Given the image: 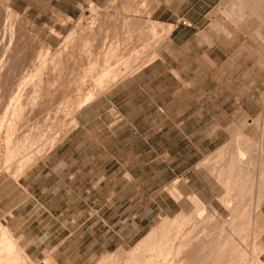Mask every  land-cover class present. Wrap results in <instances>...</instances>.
Instances as JSON below:
<instances>
[{"label": "rangeland", "instance_id": "1", "mask_svg": "<svg viewBox=\"0 0 264 264\" xmlns=\"http://www.w3.org/2000/svg\"><path fill=\"white\" fill-rule=\"evenodd\" d=\"M149 2V0H0V37L3 38H0V70L8 72L9 61H16L19 57V61L15 62V65L18 64L17 68L11 70L13 71L11 73L19 74L21 71L28 73L32 69L30 66L32 61L35 60V51L46 49L49 56L59 55L55 60L61 63L59 64L61 67L58 68V65L57 70L51 72L55 77L52 75L50 77L49 69H46V72L44 70L43 84L40 86L42 96H38L36 103L32 104L35 108L32 113L21 119L23 121H17L21 124L16 123L18 128L27 122L25 126L28 130L32 129V133L38 129L36 132L39 134L40 143L37 140L38 143L34 144L39 145L32 149L41 148L42 145L40 150H43V153L26 165L20 174L17 172L16 159L8 168H3L0 162V224L6 228L12 246L18 250L20 262L24 261L20 264H98L100 258H105L106 261L117 250H120L118 253L120 255L127 253L164 217L173 218L178 212L190 214L194 208L188 198L191 194L196 195L205 205L211 204L215 209L214 223H210L211 227L210 224L208 226L211 229L214 227L216 232L226 222L224 219L230 216H236L238 222L244 220L235 214L232 216L221 205L219 198L223 189L214 175L208 172L207 166L203 165L209 158L204 156L210 155L215 145L224 143L225 134L221 133L218 139L211 140L214 134L207 131L210 132L213 127L206 126L203 135L193 132L183 136L179 132L181 128L184 132H190L195 131V127L177 128L160 119L155 120V125L129 126L122 120L113 101L108 98L107 92L117 81L133 75L152 60L161 58L156 63L157 70L164 73L156 85V89L160 91L171 88L172 91L175 90L176 84L168 72L173 69L186 81L196 82L194 92L200 89L199 84L203 77L207 92L213 91L216 81H220L222 93L231 91L237 98L235 104L227 103L226 107L231 105L238 108L241 103L248 106L257 105L260 98L264 101V94L260 97L258 94V90L263 89V86L258 84L261 81L259 74L254 75L257 84H253L250 91L249 84H245L249 78L244 77L243 70L234 73L225 68L222 72L215 69L218 55L223 59L228 46H218V38H223V34H218V27L213 21L217 19L227 24L226 12L204 15L196 21L197 24L180 36L175 45H172L168 39L170 34L167 33L168 23L179 20L180 15L167 13L159 19L156 15L152 17ZM179 22L185 24L182 19ZM92 23L100 27L99 30H94L95 35L90 40L92 43L89 42V46L85 48L82 43V46L80 45V40L83 37L82 33L86 34L87 25ZM151 24L156 34L150 29ZM8 26L12 27V35L7 34ZM67 34L70 38L65 41ZM102 34L106 37L105 35L102 37ZM127 36L132 40L125 45L129 46L126 50L135 49L137 52L131 57V64L128 66L131 69L128 70L123 64H118L122 76L110 86H105L101 92L95 89L92 100L82 106L81 111L79 109L72 115L69 112L70 105H73V99L76 97L77 100L78 95L73 84H79L78 86L82 84L77 91L81 96L82 92L93 88L91 86H94L95 77L92 75L100 69L102 56H98L100 52L98 50L104 45L102 41L105 42V38L110 40L116 37L125 41ZM80 47H84L85 50ZM150 52L153 55H149ZM94 60L98 62L97 67L94 65L95 69L87 76L88 65ZM46 61L48 67L49 59ZM24 69L26 71H23ZM83 71H87L85 77ZM1 76L0 103L8 94V78H4L3 73ZM2 79L5 81L4 84ZM77 79H82L78 81L82 83H78ZM47 80L54 86L50 84L49 86ZM250 94L252 96H249ZM247 97L249 99L252 97V100H246ZM41 99L42 101L44 99L43 104L37 102ZM65 110H69L67 116ZM240 112L237 109L236 116L239 117ZM252 112L255 113V110ZM43 113L46 114L45 118ZM57 120L60 122L57 123ZM226 120L229 119L225 118L222 121ZM2 127L4 131L5 126ZM221 128L222 131L224 127ZM259 128L257 124L251 129L258 135ZM16 132L18 133V129L12 137L17 135ZM2 135L4 134H0V144L3 142ZM44 143L51 147L47 144V147H44ZM211 166L208 165L209 170L213 168ZM245 207L246 211L242 217L256 219L253 206ZM254 222L262 224L261 220L256 219ZM248 232L251 233L250 230H246V236L242 240L243 249L249 250V257L256 261L253 264H264L260 239L248 237ZM0 251L3 253L4 249L1 248Z\"/></svg>", "mask_w": 264, "mask_h": 264}, {"label": "crops", "instance_id": "2", "mask_svg": "<svg viewBox=\"0 0 264 264\" xmlns=\"http://www.w3.org/2000/svg\"><path fill=\"white\" fill-rule=\"evenodd\" d=\"M149 1H151L149 3L151 4L150 13H152V17L156 15V18L159 19L162 15L169 13L175 16L180 15L179 20L185 21V24L180 23L179 20H172L171 23H168L167 33H170L168 39L172 45H175L180 36L197 24L196 21H199L204 15L226 12L227 24L221 23L217 19L213 21V24L218 27V34H223V38H218V46H228L223 59L218 55L215 69L222 72V69L225 68L234 73L243 70L244 77L249 78L245 84H249L248 90L250 91H252L253 84H257L254 75L259 74L261 81L258 84L263 86V89L258 90L259 97L264 94V0H175L176 2L156 0L157 3L154 0ZM240 4L243 6L242 9ZM159 60L161 58H156L137 70L133 75L117 81L107 92L108 98L113 101L122 120L129 126L155 125V120L160 119L167 122L168 125L177 126V128L182 126L195 127V131L190 132H184L181 128L179 132L183 136H188L193 132L203 135L206 126L213 127L210 132L207 131L214 134V136L211 134V140L218 139L221 133L225 134L224 143L215 145L213 152L208 156H204L209 158L203 165L207 166L205 167L209 173L211 172L210 174H213V170L218 172L222 160L226 158L225 163H223L229 165L233 163L231 166L239 172L244 171L245 168V174L241 172V175L244 174L245 178L240 177L239 187H233L232 193L235 195L237 192L241 193L238 196L240 199L242 198L241 206H251L252 204L253 207L258 206V211L260 209V215H258L263 228L259 239L264 254V178L262 179L264 176V101H261L260 98L257 105L248 106L241 103L238 108L231 107V105L226 107L227 103L232 102L235 104L237 98L231 91L224 92L226 94L222 93L220 81L214 82L213 91L207 92L205 91V78L203 77L199 84L200 89L194 92L196 82L193 80L186 81L173 69L168 70V72L171 74L170 78L176 84L175 90L172 91L171 88V90L165 91L162 89L160 91L156 89V85L164 73L157 70L158 65L156 63ZM224 63H228V65L226 66ZM249 96H252V94ZM248 99L249 97L246 98V100ZM249 100H252V97ZM227 109L229 112H227ZM237 109L241 111L239 117L236 116ZM252 110H255V113ZM223 118L229 120L222 121ZM257 124L260 127L258 135L254 134L251 129ZM222 126L224 129L221 131ZM238 148L245 154V159L242 162L241 160L238 161L239 154L236 153L239 152L237 151ZM249 159L250 162H246ZM230 161L233 162L230 164ZM208 165H212L213 168L209 170L210 166L208 167ZM258 169H260L262 180L257 177L259 175L254 178V174L256 175L259 171ZM247 175L249 178H247ZM241 179L243 180L241 181ZM250 192L251 194H249ZM224 195L225 190L223 189L220 198Z\"/></svg>", "mask_w": 264, "mask_h": 264}, {"label": "bare ground", "instance_id": "3", "mask_svg": "<svg viewBox=\"0 0 264 264\" xmlns=\"http://www.w3.org/2000/svg\"><path fill=\"white\" fill-rule=\"evenodd\" d=\"M255 2H257V1H255ZM120 5H121V3H120ZM122 5H123V3H122ZM242 7L243 6L241 5V9H242ZM127 12H128V10H127ZM239 12H241V11H239ZM97 23H98V21H97ZM4 24H3V26H4ZM99 27L96 26V25H94L93 23L90 24V25H87L86 31L84 29V31H85L86 34L82 33L83 34L82 35L83 37L80 40L81 41L80 42V45L82 43L85 48L88 47L89 46V42H91L90 40H92V37H94L93 35H95L94 34V30H97V29L99 30ZM6 29L9 31V32H7V34L10 33L12 35V33H13L12 32V27H9V28H6ZM150 29L151 30H154V33H155L156 30L152 26V24H151ZM107 31H106V33H107ZM127 32H128V30H127ZM103 35H105V34H102V37H103ZM113 36H114V34H113ZM128 36H127V38H125V39H127L125 41H124V39L120 40L121 38L119 39L118 37H116L115 39L111 38L110 40H107V38H105L107 40V43H106V40H105V42H104V40L102 41V44L104 43V45L101 44L102 45L101 48H100L101 50H98V51H100L99 54H98V56L99 55L102 56L101 57V61L99 60L100 61V63H99L100 69L98 71L96 70V72H95L96 74L94 73V75H92V76L95 77V79H94V77H93L94 80L91 78V81L92 80L94 81V86H91L93 88L92 89H88L87 91H85L86 90L85 89L84 90L85 92L84 93L82 92V96L80 95L81 93H77L78 87H80L82 85L81 84L82 82H78L80 80L82 81V79H83V76L81 74L80 75L82 76V79H80V80L77 79V82L80 83L81 85L78 86L79 84H76V83L73 84L75 86V90H77L76 91V94H78L80 96L76 95L77 96V100H76V97H74V99H73V105H70V111L69 110L68 111L71 112L72 115H74L73 114L74 112L76 113L82 106L86 105L89 101L92 100L91 98L93 96V93H94L93 91H95V89H97V91L101 92V91H103L102 89L105 86H107V85L110 86V84L115 83L120 78V76H122V73L120 72V69L117 66L118 64H123V66L126 69H128V70L131 69V68H128V66L131 64L130 63L131 60H132L131 57L133 55H135L137 52L134 51L135 49L126 50L127 47L129 48V46L127 45L125 47V45L129 43V40H132L131 37H128ZM149 36H150V34H149ZM105 37H106V35H105ZM69 38H70V35L67 34V37H65V41L69 40ZM1 39H3V38H1ZM9 43H10V37H9ZM147 43L148 42H146V44ZM45 46H47V45H45ZM29 47H30V45H29ZM84 47H80V48H82V50H85V49H83ZM7 48H9V47H7ZM25 48H26V46H25ZM89 49H91V48H89ZM89 49H87V50H89ZM41 51L40 52L39 51H37V52L35 51V53H36V54L34 53V55H35L34 59L35 60L32 61V64L30 65L32 67V69L29 70L28 73L25 70L26 68L23 70V71H26V72H23L22 73V71H21L18 74V72L15 71V72H17V74L11 73V72L14 71V68H17L16 66L18 64L15 65V62L17 60L19 61V59H18L19 57L17 58L16 61L15 60L14 61L12 60V62H11V60L9 61L10 63L8 65V72H6V70L5 71L0 70V76L3 73V75L5 76L4 78H6V79L8 78V82H7L8 83V94H7V97H5L4 101L2 103H0V128H1L0 131L1 130L3 131V129H2L3 127L2 126H5L4 127V131L0 133V134H2V133L4 134V135H2V138H3L2 141L3 142H1V144H0V162H1V165L3 166V168L4 167L5 168H8V166L11 165L10 163H12V161L14 162V160L16 159L17 160V162L15 160V162L17 164V167L16 168H17V172L19 174H20V171L22 172V169H24L26 165H28L31 162H33L36 159V157H38V155L43 150L42 151L40 150L42 148V145H41V148H37L36 147V149H32L36 145L34 143H36L37 140L39 142V139H38L39 138V134L36 132V130H38V129L34 130L35 132L32 133V131H31L32 129L29 128L30 130H28V128L25 126V124L27 122L24 124V126L27 129L26 128L24 129L23 128L24 126L22 127L21 125H20V127L22 129L20 127L17 128V126H16L17 124L16 123L21 124L20 122L23 121L21 119H24L25 117H27L29 114L32 113V110L34 108V106L32 107V104L34 105V102L36 103V100H38V96L39 97H40V95L42 96V94H41L42 91H41V87L40 86L43 84V78H44L43 77V75H44L43 72H44V70L46 72V69H49L50 70V77H51V75H52L51 72L54 71V70H57V66L59 64H61L60 61L57 62V60H55V58L57 56L59 58V55H57L56 57L53 54H52V56H49V52H48L47 49L44 50V51H42V52ZM118 52H119V54H118ZM144 52H143V56H145ZM10 53L12 54V52H10ZM86 53H88V52H86ZM88 54H90V53H88ZM150 54L153 55L152 52H150L149 55ZM16 55H18V54H16ZM71 55H72V53H71ZM88 56H90V55H88ZM7 57H9V56H7ZM10 57H11L10 59H12V55ZM47 58L49 59V64H48L49 66L48 67H46V63H47L46 59ZM98 58L100 59V57H98ZM98 58L95 57V59H98ZM64 59H65V57H64ZM66 62H69V61H66ZM135 62L136 61H134V64H135ZM138 62H139V59H138ZM29 63H31V62H29ZM90 63L88 65V73L89 74H87V71H85L86 74H87V76H90V73L92 72V69H95L94 68L95 67L94 65H96V67H97V63L98 62H97V60H94L93 62H90ZM19 65H20V63H19ZM63 65H66L67 66L68 64H64L63 63ZM133 66L134 65H132V67ZM59 67H61V66L59 65L58 68ZM78 67H81V66H78ZM134 68H136V67H134ZM2 69H3V67H2ZM11 70H13V71H11ZM19 70H21V69H19ZM61 70H63V68H61ZM85 72H84V77H85ZM93 72H94V70H93ZM57 73H59V71H57ZM14 75H16V76H14ZM1 77H3V76H1ZM53 77H55V76H53ZM60 77H61V75H60ZM48 78H49V76H48ZM78 78H80V77H78ZM49 80L51 81V78ZM49 80H47L46 83H48ZM0 81H1V79H0ZM50 81H49L48 85L50 84ZM4 83H5V81L3 82V84ZM52 83H54V82H52ZM5 86H6V84H5ZM51 86L53 87L54 85L52 84ZM74 86H72V87L74 88ZM62 87H63V85H62ZM47 92H48V90H47ZM53 92H54V90H53ZM61 92H63V91H61ZM70 92H72V91H70ZM99 92H97V93H99ZM73 93L75 94V92H73ZM65 96H66V94H65ZM43 97H45V96L43 95ZM72 98H73V96H72ZM61 99H62V97H61ZM65 100H67V97L65 98ZM43 101H44V99H43ZM43 101L41 99V100H39L37 102H41L43 104L44 103ZM45 101H46V99H45ZM54 101H56V100H53V102ZM59 101L61 102V100H59ZM62 103H63V101H62ZM37 104H40V103H37ZM42 104H40V105L42 106ZM71 104H72V101H71ZM30 105H31L32 108L30 107ZM62 107H64V106H62ZM54 111H55V109H54ZM62 111H64V109ZM68 111H66V116H67V112ZM43 114H45V113H43ZM49 114H50V112H49ZM63 115H65V114H63ZM45 117H46V114H45L44 118ZM68 117H70V116H68ZM33 120H34V118H33ZM60 120L59 121L57 120V123L60 122ZM70 120L72 121L71 118H70ZM17 121H20V122H17ZM68 125H69V123H68ZM42 126H43V124H42ZM50 127H51V125H50ZM46 128L47 127H45V130H46ZM17 129H18V133L16 132L17 135H15V137L14 136L12 137L13 133H15V130H17ZM49 130L51 132V129H49ZM60 130H61V128H60ZM42 135H43V133H42ZM50 136H51V133H50ZM58 140H60V139H58ZM51 143L52 142H50V145L53 144V143L52 144ZM46 144L44 145V147H47ZM37 145H39V144H37ZM47 145H49V144H47ZM237 151H239V152H236L237 154H239L238 161L239 160H241V162L244 161V159H245L244 152L242 150H239V148L237 149ZM230 159H231V157H230ZM225 161H226V158L222 160L221 166L218 168L220 171L218 170V172H217V171H214L213 170V175L215 176V179L220 183V185L222 186V188L225 190V195L222 198L219 199V202L221 203V205H223L225 207V209L228 211L229 214H231V215L232 214L233 215L235 214V215L239 216L241 219H244L242 222H240V221L238 222L237 221V218H235L236 216L235 217H231L230 216V217L224 219L227 223L225 222L224 224H222L220 226L219 230L216 232L214 227L212 229L210 228L212 226L210 223H212V222L214 223V220H215L214 219V217L216 216L215 215V213H216L215 212V209L211 205H205L202 201H200L196 197V195L191 194V195L188 196V198H189V201L193 204L194 208H193V211L190 214H185L183 212H178L173 218L164 217L160 221V223H158L144 237H142L133 246V248L129 252H127V253L125 252L124 254L120 255V254H118L120 250L119 251L117 250V252L116 253H112L109 256L108 260H106V261H105V258H100L98 264H253V263H255L256 261L254 262L253 259L251 257H249L250 255H248L249 250H247L246 248L243 249V245H242L243 242H242V240L246 236L245 235V231L246 230H250L251 231V233L248 232V237L251 236L253 239L256 238V237L259 238V236H260V234L262 232V228H263L262 226H263V224H258L256 222H254V220H256V219L257 220H261L260 219V216H259L260 215V209L258 211V206L253 207V212H254L253 214H254V216H256V219H253V217L246 218V219L244 217H242L243 214H245L246 207L240 205L241 204L240 202H241L242 198L240 199V197H238V196H239V194L241 195V193L240 192H237L238 194L236 193V195H235L232 192L234 190L233 187L239 185L238 183H240L239 182L240 177H244L245 178V175H244L245 174L244 173L245 172V168L243 166L244 171L242 170L241 172L244 173V174L241 175V172H239L238 170L234 169L231 166L233 164L232 163L233 161L232 162L230 161V164L232 163L231 165L224 164ZM241 162H240V164H241ZM246 162H250V159L248 161H246ZM244 165H246V164H244ZM260 167H261V164H260ZM258 170L259 171L257 172V174L256 175L254 174V178H256V176L259 175L257 177H259V179H261L260 178V176H261L260 175V169H258ZM218 175H220V177ZM247 178H249L248 175H247ZM263 178H264V176L262 177V179ZM242 180L243 179H241V181ZM246 181H247V179H246ZM250 183L252 184L251 181H250ZM253 184H254V182H253ZM252 188H254V187H252ZM252 188H250V189H252ZM249 194H251V192ZM249 197H250V195H249ZM257 198H258V196H257ZM259 199H260V197H259ZM251 206H252V204H251ZM240 218H238V220H240ZM208 224H210V227L208 226ZM208 227H209V229H208ZM254 240H252V242ZM12 245L13 244H11L10 241L8 240V233L6 231V228L5 227H2L1 224H0V249L1 248L4 249V252L3 253H0V264H18V263L20 264V263H23L24 262V261L23 262H20L21 257L18 254L19 252ZM251 247H253V246L251 245Z\"/></svg>", "mask_w": 264, "mask_h": 264}]
</instances>
